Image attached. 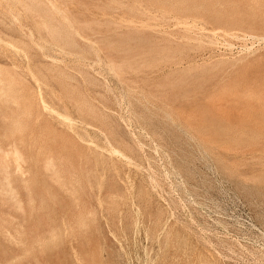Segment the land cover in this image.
Here are the masks:
<instances>
[{
  "label": "rangeland",
  "instance_id": "374dc122",
  "mask_svg": "<svg viewBox=\"0 0 264 264\" xmlns=\"http://www.w3.org/2000/svg\"><path fill=\"white\" fill-rule=\"evenodd\" d=\"M0 264H264V0H0Z\"/></svg>",
  "mask_w": 264,
  "mask_h": 264
}]
</instances>
